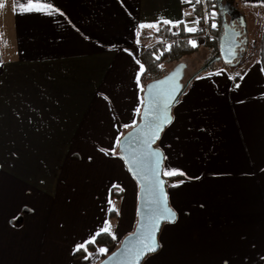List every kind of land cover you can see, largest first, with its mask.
<instances>
[{
	"label": "crops",
	"instance_id": "1",
	"mask_svg": "<svg viewBox=\"0 0 264 264\" xmlns=\"http://www.w3.org/2000/svg\"><path fill=\"white\" fill-rule=\"evenodd\" d=\"M206 2L219 17L217 40L227 1ZM51 3L63 15L14 11L15 0H0V264H96L109 254L98 251L103 246L87 259L76 248L103 233L106 222L115 247L121 243L126 204L131 212L136 198L126 188L117 139L139 121L143 54L160 39L192 33L185 24L160 23L159 31L140 25L170 20L197 28L192 22L204 10L197 0ZM230 6L246 21L245 9L264 14V0ZM260 37L264 42L263 29ZM233 63L192 78L174 108L159 147L164 172L180 173L167 176L175 178L168 194L178 217L142 264H264V63L254 58L237 73ZM228 131L239 155L226 179L209 166L211 159L228 162ZM112 148L116 155L102 151ZM67 204V221L38 236L41 211L59 213ZM217 210L228 218L215 219Z\"/></svg>",
	"mask_w": 264,
	"mask_h": 264
},
{
	"label": "water",
	"instance_id": "2",
	"mask_svg": "<svg viewBox=\"0 0 264 264\" xmlns=\"http://www.w3.org/2000/svg\"><path fill=\"white\" fill-rule=\"evenodd\" d=\"M228 10V7L223 10L224 15ZM235 11L237 12L236 9ZM225 17L227 18V15ZM246 30L245 18L241 13L231 15V19L224 22L219 42L222 58L226 62L231 60L232 63L245 55L248 46ZM230 50L235 51L234 57L229 56ZM187 68V62L181 61L162 77L146 83L139 121L124 133L118 147L120 157L139 185L137 223L134 230L96 264H137L135 253L141 242L150 234H154L158 244L157 250L140 259L139 264H142L149 255L160 250V234L164 224L173 223L178 217L170 204L167 179L164 177L165 154L157 143L172 123L174 108L192 80L187 79ZM165 118L170 122L163 124L162 130L156 133L154 138L156 124ZM157 196L163 197L159 204L156 202ZM166 209L175 213L174 220L161 219L158 227H154L156 217L162 212L166 215Z\"/></svg>",
	"mask_w": 264,
	"mask_h": 264
},
{
	"label": "rangeland",
	"instance_id": "3",
	"mask_svg": "<svg viewBox=\"0 0 264 264\" xmlns=\"http://www.w3.org/2000/svg\"><path fill=\"white\" fill-rule=\"evenodd\" d=\"M213 1L215 2V4H214L215 7L220 6L219 2L217 4V0H213ZM245 11L248 13V20H247L248 23H247L246 18H245L246 29H248V31L246 33V35L248 37V46L246 48L245 55L239 60H236V61L234 60L233 61L234 63L231 65V66L235 67L236 73L238 71L242 70L246 64H250L254 58L263 61V57H264V42L262 41L263 40L262 37H260L261 30L262 29L264 30V25H263L264 24V22H263L264 21V14L259 15L256 11H253L252 9H250V10L245 9ZM213 16H214V14H213ZM216 19H219V17H217ZM222 31H223V28L220 32V37H221ZM220 37L217 40L213 39V42L211 41L212 43L209 46H207V44H200L198 52L187 57V63L189 66V70L187 71V73H189V75H191L192 73H194L200 69H202L204 73L208 74V73L215 72L217 69H224L227 66L228 62H226L225 59L220 58V57L215 58L214 60H212L211 63H209V58L213 55V50L216 51V50L220 49V42H219ZM214 47H215V49H214ZM174 65H175V63L172 64V66H170V68L171 67L173 68ZM171 69H169V70H171ZM147 75L148 74H146V77H147ZM128 130H126V131H128ZM228 133L231 134L230 139L233 141L232 142L233 145H232L230 151L227 153H224V155L227 156L226 159H228V162H226L225 166H223L224 165V163H223L224 159L222 157L220 160L219 159H217V160L211 159L210 163L213 165L209 166L210 170L214 171V173H217L220 177L226 176V179L231 177L230 173H233V167L235 164V160H236V157H238V155H239V151H238V149L234 143L235 140L233 137V133L231 131H228ZM159 146H160V141H159ZM121 161L123 162L122 163L123 169L125 170V172H127L126 176H129V180L131 182V184H130L126 180V188L127 187H129V189L132 188L133 192H135V198H136V199H133V203H132L133 204L132 205L133 210L131 212H130V206L128 205V203L126 204V235H127L131 231L134 230L136 223H137V203L138 202H136V201H138L139 186H138V183L136 182V180L132 177V175L128 171V168L126 167L124 161L122 159H121ZM227 166H230L231 169H227ZM80 169H82V168H80ZM127 179H128V177H127ZM115 180H116V184H118V185H121L124 182L120 179H115ZM231 195L232 196L229 197L228 199L235 198L234 194H231ZM214 198L220 199L222 197H219V195H218V196H215ZM217 199L214 200V203L219 205ZM70 205L67 204V205L61 206L60 209L62 210V212H59V213L55 210H51V208L48 211H41V213L38 215L37 219L35 220L36 223L40 224V226L35 227V231H36V233H38V236L40 233L44 234V235L47 232L52 233L54 225H55V227H58L57 226L58 224L59 225L64 224L68 218L67 209H69L68 206H70ZM217 211H218L217 213L211 212V214L216 213V215H218L217 218L215 217L216 215L213 216L217 220L227 219L228 216L225 218H222L221 215H227L228 213H230V212H221V210H217ZM128 219L130 220V222L127 224ZM259 220L262 221L261 215H259ZM169 226H170V224H164L162 231L164 232L165 229L169 228ZM67 228H69V225L66 227V231L68 232L69 230H67ZM216 231H218V230H216ZM117 237H121L120 234H118ZM123 238H121V239L117 238V239H120L118 241L121 242ZM103 247L106 248L108 250L107 252H109V253L115 249V246H113V247L103 246ZM84 257L85 256H83V258Z\"/></svg>",
	"mask_w": 264,
	"mask_h": 264
},
{
	"label": "trees",
	"instance_id": "4",
	"mask_svg": "<svg viewBox=\"0 0 264 264\" xmlns=\"http://www.w3.org/2000/svg\"><path fill=\"white\" fill-rule=\"evenodd\" d=\"M226 1L230 5L234 3V0H226ZM214 19L217 21L215 16H214ZM217 23H218V21H217ZM219 30L220 29H219V24H218L217 28L214 29V33L219 31ZM171 36H173V34ZM180 37H182L183 39L174 43L170 47V49H168V50H164L160 46H158L157 44L156 45L153 44V45H151L152 48L150 49V51L146 50L145 54H143V61H144V64L146 66L145 73L148 74L147 77L145 74V79H144L145 84L151 80L160 78L163 75H165L169 71V69L172 68V67L170 68V66H172V64H174V63L177 64L181 61L187 62V57L198 52L199 46L196 45L195 47H193L191 44H189V41L187 39H185L186 38L185 35H180ZM211 41L213 42V40H211V38H210L206 43L207 46H209L212 43ZM214 49H215V47H214ZM157 57H159V58H157ZM217 57L222 58L220 49L216 50V51L213 50V55L209 58V63H211L212 60H214ZM263 63H264V57H263ZM188 70H189V66H188L186 72ZM201 73H203L202 69L197 70L196 72L192 73L191 74L192 76H190V77L196 78ZM187 74L189 75V73H187ZM188 79H190L189 76H188ZM157 146H159V142L157 143ZM164 177L167 179V187H169V184L175 178L167 177L165 175H164ZM115 245H116V242H115V239L112 236V234L110 232H107V233L103 232L95 238V242L88 243L86 245V250L81 249L80 251H76L75 255L76 256H84L89 251L94 250L98 246H111L112 247ZM118 245L119 244H117V246ZM107 255L108 254H105L101 258V260L103 258H105Z\"/></svg>",
	"mask_w": 264,
	"mask_h": 264
},
{
	"label": "snow or ice",
	"instance_id": "5",
	"mask_svg": "<svg viewBox=\"0 0 264 264\" xmlns=\"http://www.w3.org/2000/svg\"><path fill=\"white\" fill-rule=\"evenodd\" d=\"M190 2V0H189ZM197 2H199V0H197ZM16 3V7H14V11H24V12H40L46 15H53V14H57L59 13L60 15H63V13L60 11L59 8L55 7L53 3H51V0H23V2L21 3V0H15ZM0 7H2V5H0ZM163 23V24H169V25H174V26H179L180 24H185L184 30L187 32H196L198 29L196 27H189L184 21H170V20H161L158 21L156 24H147V25H140V28H156L157 31H159V24ZM193 24H198L199 21H193ZM212 27H216V24L213 23ZM237 35H239L237 33ZM0 36H2V33H0ZM189 44H191L193 47L196 46V42L190 40ZM170 47V46H169ZM229 56L234 57L235 56V51L234 50H230L229 51ZM159 58V57H157ZM229 63H231V60L228 61ZM0 63H2V61H0ZM137 63H139V61H137ZM144 71V67L143 65L140 66V72L142 73ZM262 71H264V69H262ZM219 74V73H217ZM239 75V74H238ZM235 79V78H233ZM240 79H243V76H240ZM137 82H139V75L137 76ZM240 85L237 84L236 87H239ZM137 113L140 112V109L136 110ZM170 121L165 118L163 121H160L156 124V129H155V133H154V138L156 137V133H158L160 130H162V126L165 123H169ZM124 127H128V125H125ZM119 138L117 139V144H119ZM105 151L106 154H108V152L110 151L111 154L116 155V149L112 148L111 150H103ZM176 174H180V173H176L173 171H166L164 172L165 176H172V175H176ZM156 175H159L158 173H156ZM163 200V197L157 196L156 198V202L159 204L161 203ZM109 203L111 204V201H109ZM113 211H116L115 207H112ZM175 217V213H173L170 209H166V215L164 212H162L160 215H158L156 217V222L154 224V227H158V222L161 219H165L168 218L169 220H174ZM111 230V225L110 223L106 222L105 227H103L101 229L102 232H110ZM95 242V239L93 238L91 241H88L84 244H80L77 246L76 250L80 251L81 249L86 250V244L87 243H93ZM158 244L156 242L155 236L154 234H150L149 237L145 240L141 242V246L140 248L136 251L135 253V259L137 264H139V260L142 259L146 254L150 253V252H155L157 250ZM98 251L100 253H106L108 250L106 248H99ZM87 259V257H85Z\"/></svg>",
	"mask_w": 264,
	"mask_h": 264
},
{
	"label": "built area",
	"instance_id": "6",
	"mask_svg": "<svg viewBox=\"0 0 264 264\" xmlns=\"http://www.w3.org/2000/svg\"><path fill=\"white\" fill-rule=\"evenodd\" d=\"M199 2L202 4L204 10H203V14L200 17L199 24L197 26L198 30L196 32H192L190 35L186 36V38H185L188 41H190V40L195 41L197 46H199L200 44H206L210 38H213L214 37V29H216L218 26V23L214 19V16L212 14L213 13L212 10H210L207 6L206 0H199ZM213 23L216 24V27H212ZM182 39L183 38L180 37V35L175 34L171 37L160 39L158 42H156V44L161 45V47L164 50H168V49H170V47L174 43H176ZM151 48H152V46H148L145 49V51L146 50L150 51Z\"/></svg>",
	"mask_w": 264,
	"mask_h": 264
},
{
	"label": "flooded vegetation",
	"instance_id": "7",
	"mask_svg": "<svg viewBox=\"0 0 264 264\" xmlns=\"http://www.w3.org/2000/svg\"><path fill=\"white\" fill-rule=\"evenodd\" d=\"M226 4H227V7L229 8V10L226 12L225 15H227V19L230 20V19H231V15H232V16H235V15H237V14H239V13H237V12L235 11V9H234L233 7H231L230 4H229L228 2H227ZM225 8H226V7H225ZM225 8H224V9H225Z\"/></svg>",
	"mask_w": 264,
	"mask_h": 264
}]
</instances>
